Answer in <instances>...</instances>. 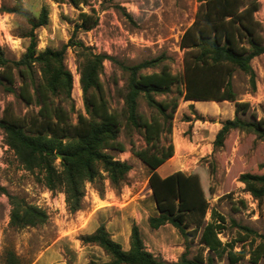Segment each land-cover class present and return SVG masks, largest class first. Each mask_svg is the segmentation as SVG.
Wrapping results in <instances>:
<instances>
[{
  "label": "trees",
  "instance_id": "trees-1",
  "mask_svg": "<svg viewBox=\"0 0 264 264\" xmlns=\"http://www.w3.org/2000/svg\"><path fill=\"white\" fill-rule=\"evenodd\" d=\"M69 3L75 8L87 5L88 0H52ZM199 7L194 23L181 37L185 49L184 68L174 74L167 64L160 71L145 72L157 67L162 57L134 65H121L126 77L121 111L111 110L101 81L106 54L93 52L81 42L70 40L61 49L47 48L38 51L35 31L49 23V10L43 6L39 15H32L16 0L12 7L2 11L14 13L31 25L30 44L18 61L4 56L0 45V84L9 92H17L27 104L38 110L26 116H15L8 108L0 115V127L6 135V144L14 151L25 170L35 175L36 181L48 190L65 194L67 210L77 213L83 209L87 183H104L120 187L132 169L127 161L115 157L111 150L124 152L119 141L123 130L138 131L146 147L134 149L133 155L150 171V186L159 213L149 218L152 229L167 223L180 232L184 252L176 262H168L149 252L139 228L134 225L130 249L113 240L105 224L91 235L83 236L85 243L101 247L110 261L89 264H215L216 259L227 258L229 264H239L246 256L244 250L235 251L234 244L224 243L219 234L225 229L226 218L216 208H211L206 195H211L202 181V173L191 175L176 171L161 177L157 169L175 154V147L168 136L173 133V121L181 99L200 101H230L237 99L233 86L236 71L250 77L256 89V74L252 67L254 58L264 54V35L255 13L258 0H198ZM98 24L94 12L80 10L76 29L92 30ZM69 46L78 49L80 84L83 91L85 114L77 122L71 120L70 111L55 102L56 98L71 96L73 75L65 65ZM37 68V69H36ZM40 77L36 76V72ZM172 94V95H171ZM171 95L158 100L157 96ZM140 98L146 100L151 113L140 111ZM190 107L194 108L193 105ZM233 130L253 132L264 141V120L248 121L240 117L222 123L214 145L223 147L227 135ZM62 155L60 161L59 156ZM245 189L264 205V174L243 173L239 178ZM103 185V184H101ZM2 192L5 188L0 186ZM12 205L10 225L18 230L47 223V212L28 203L24 198L9 195ZM210 210V220L206 216ZM248 232H252L246 228ZM199 237L197 253L190 257V250ZM251 249L253 264L264 258V237ZM252 244V242H251ZM253 245V244H252ZM207 252V255H205ZM4 264H25L12 248L3 253Z\"/></svg>",
  "mask_w": 264,
  "mask_h": 264
},
{
  "label": "rangeland",
  "instance_id": "rangeland-1",
  "mask_svg": "<svg viewBox=\"0 0 264 264\" xmlns=\"http://www.w3.org/2000/svg\"><path fill=\"white\" fill-rule=\"evenodd\" d=\"M22 1L34 16L39 15L43 6L49 10V23L35 31L38 51L61 49L73 40L83 43L93 52L109 56L103 63L101 81L111 110L118 112L124 103L122 95L126 81L122 64L134 65L162 57L157 67L148 68L145 72L160 71L164 64L170 66L174 74L183 72L185 49L180 45L181 37L194 23L199 7L198 0H88L87 5L80 8L52 0ZM258 1L260 7L255 17L261 23L264 35V0ZM15 2L0 0V45L4 56L11 61L20 60L26 53L31 30V25L24 18L2 11L3 7H12ZM81 9L94 12L98 17V24L92 30L76 29ZM80 61L78 49L69 46L65 53V65L73 75L71 96L55 99L57 104L70 111L73 123L77 122L79 114L86 112L80 84ZM252 67L256 74V89H252L247 74L236 71L233 86L237 99L234 102L180 100L174 116L173 133L168 136L174 144L175 154L163 165V170H170L175 165V171L188 175L202 173L203 184L212 192L206 195L210 210L214 207L226 218L220 239L224 243L232 242L235 251L246 252L239 264H253L251 249L264 237V205H259L239 180L243 173L264 174V141L253 132L240 130L231 131L223 147H215L214 141L222 123L228 119L264 120V54L253 59ZM36 76L40 77L38 71ZM16 91L9 92L0 84V115L6 108L13 115L21 117L39 109L35 104L27 105L19 97V82ZM171 95H159L157 99H169ZM139 102L140 111L149 116L151 111L146 100L140 98ZM119 141L126 150H111L110 153L122 161H128L132 165L131 171L120 187L112 186L108 179L104 183H87L84 210L90 207L95 197L99 205L108 204L100 202L98 196L117 198L116 204L121 206L131 197H142L153 192L148 167L132 153L133 148L146 147L143 136L138 131L123 130ZM0 186L6 189L5 193L0 190V264H4L6 248H12L25 264H32L58 237L62 221L76 213L67 210L62 191L48 190L36 181L33 173L24 169L14 151L6 144L5 131L1 127ZM9 195L24 198L28 203L44 209L49 216L47 223L21 230L12 227ZM210 210L207 221L210 220ZM199 246L197 237L190 257L197 253ZM215 264L229 263L224 257L216 259ZM257 264H264V258Z\"/></svg>",
  "mask_w": 264,
  "mask_h": 264
},
{
  "label": "crops",
  "instance_id": "crops-1",
  "mask_svg": "<svg viewBox=\"0 0 264 264\" xmlns=\"http://www.w3.org/2000/svg\"><path fill=\"white\" fill-rule=\"evenodd\" d=\"M163 165L157 169L161 177L176 172L175 165L170 170H163ZM97 199L108 204L99 205L95 197L86 210L82 209L62 221L58 237L32 264H89L92 261H110L109 255L101 247L82 240L83 236L93 234L101 224H105L113 240L120 243L126 251L130 249L132 227L136 225L149 252L168 262L178 261L184 252V240L178 229L169 223L158 229L150 227L149 218L159 213L153 192L142 197H131L121 206L116 204L117 198L98 196Z\"/></svg>",
  "mask_w": 264,
  "mask_h": 264
},
{
  "label": "water",
  "instance_id": "water-1",
  "mask_svg": "<svg viewBox=\"0 0 264 264\" xmlns=\"http://www.w3.org/2000/svg\"><path fill=\"white\" fill-rule=\"evenodd\" d=\"M58 156H59L60 159L62 158V155L59 154Z\"/></svg>",
  "mask_w": 264,
  "mask_h": 264
}]
</instances>
